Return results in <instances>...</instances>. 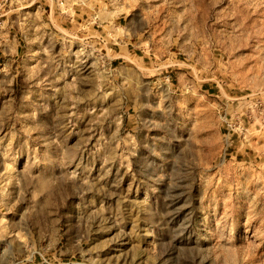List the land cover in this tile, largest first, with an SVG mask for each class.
Segmentation results:
<instances>
[{
  "label": "rangeland",
  "instance_id": "1",
  "mask_svg": "<svg viewBox=\"0 0 264 264\" xmlns=\"http://www.w3.org/2000/svg\"><path fill=\"white\" fill-rule=\"evenodd\" d=\"M0 264H264V0H0Z\"/></svg>",
  "mask_w": 264,
  "mask_h": 264
}]
</instances>
